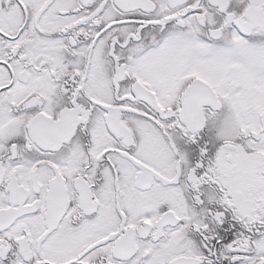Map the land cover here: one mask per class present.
Listing matches in <instances>:
<instances>
[{
  "label": "snow or ice",
  "instance_id": "snow-or-ice-1",
  "mask_svg": "<svg viewBox=\"0 0 264 264\" xmlns=\"http://www.w3.org/2000/svg\"><path fill=\"white\" fill-rule=\"evenodd\" d=\"M0 264H264V0H0Z\"/></svg>",
  "mask_w": 264,
  "mask_h": 264
}]
</instances>
